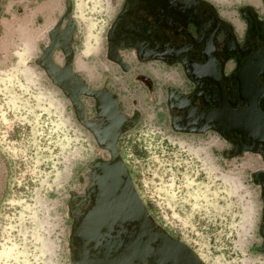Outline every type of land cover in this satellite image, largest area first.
Segmentation results:
<instances>
[{"label": "rangeland", "instance_id": "rangeland-1", "mask_svg": "<svg viewBox=\"0 0 264 264\" xmlns=\"http://www.w3.org/2000/svg\"><path fill=\"white\" fill-rule=\"evenodd\" d=\"M40 1L0 0V264H70L89 163L109 158L36 62L49 31L59 34L67 17L73 71L87 87H119L121 108L137 113L116 148L153 221L205 264H264L262 201L252 179L258 156L223 155L227 143L212 131L176 132L157 85L123 81L126 73L105 56L106 29L121 0H48L46 30L41 16L24 19ZM51 57L63 63L58 47ZM80 100L87 119L92 100Z\"/></svg>", "mask_w": 264, "mask_h": 264}, {"label": "flooded vegetation", "instance_id": "flooded-vegetation-1", "mask_svg": "<svg viewBox=\"0 0 264 264\" xmlns=\"http://www.w3.org/2000/svg\"><path fill=\"white\" fill-rule=\"evenodd\" d=\"M259 2L258 6L237 5L236 24L221 17L206 0H121L106 29L105 56L123 73L131 69L127 56L141 64L159 61L180 66L186 88L165 87L169 125L176 132H214L227 143L221 151L223 155L250 152L258 156L259 166L252 179L259 186V230L264 234V134H249L239 127L243 122L239 117L245 121L254 118L264 124V0ZM133 79L149 89L153 86L146 73L138 72ZM84 86L100 91L96 96H88L93 113L87 119L95 126L102 119L96 100L109 105L112 95L115 96L117 113L121 114L115 118L125 120H116L109 130L119 131L117 146L123 123L127 127L135 112L127 114L121 109L116 91L107 83L92 88L84 81ZM141 264L148 262L143 259Z\"/></svg>", "mask_w": 264, "mask_h": 264}, {"label": "water", "instance_id": "water-1", "mask_svg": "<svg viewBox=\"0 0 264 264\" xmlns=\"http://www.w3.org/2000/svg\"><path fill=\"white\" fill-rule=\"evenodd\" d=\"M66 6L69 8L68 1ZM71 28V18L67 17L59 34L56 32L57 27L51 29L48 33L49 44L42 48L43 52L36 62L69 99L77 121L92 133L99 146L108 151L109 158L96 157L89 163L86 204L73 217L69 235L70 264H141L143 259L148 264H205L189 247L171 238L153 221L135 190L129 171L116 148L119 131L109 132L118 120L115 117L121 116L117 113L115 96L112 95L109 105L96 98V109L102 118L98 126L89 123L84 117L80 94L96 96L100 91L86 88L80 75L73 71ZM57 46L64 56L61 67L51 57ZM104 99L108 100L107 96ZM123 119L118 122H125ZM136 120L137 113L127 123L132 125ZM127 127L123 123L122 130ZM261 236L264 242V234Z\"/></svg>", "mask_w": 264, "mask_h": 264}, {"label": "crops", "instance_id": "crops-1", "mask_svg": "<svg viewBox=\"0 0 264 264\" xmlns=\"http://www.w3.org/2000/svg\"><path fill=\"white\" fill-rule=\"evenodd\" d=\"M210 4L214 6L216 11L221 17H225L233 21L234 23L238 24V18L235 16V7L239 4H251L254 6H258L260 4L259 0H206ZM53 5L49 3L48 0H41L39 4H37L33 10L29 11V13L24 17L25 20L31 21L36 16H41V19L45 21L46 24H44L43 29H48L51 23H47L49 20V15L52 11ZM42 25V24H41ZM58 29V28H57ZM126 60H128L131 63V69L126 73V77L121 76L125 81L133 80V77L136 73L142 72L149 75L153 81L152 85H157L158 88L155 92L161 97H163V94L165 95V87L166 85H172L174 87L179 88L180 90H184L186 88V79L185 76L182 74L180 66L177 64L167 66L159 61H151L148 63H139L136 62L135 59L132 56L125 57ZM73 68V67H72ZM74 70V69H73ZM75 71V70H74ZM92 78V77H91ZM91 80V79H90ZM92 80H95L93 77ZM121 81V84L123 86L124 82ZM117 85V84H116ZM121 86V87H122ZM153 87V86H152ZM116 87H113L112 89L116 91L118 98L120 100V107L121 105V98L119 97L117 89H114ZM125 113V109L121 108Z\"/></svg>", "mask_w": 264, "mask_h": 264}, {"label": "bare ground", "instance_id": "bare-ground-1", "mask_svg": "<svg viewBox=\"0 0 264 264\" xmlns=\"http://www.w3.org/2000/svg\"><path fill=\"white\" fill-rule=\"evenodd\" d=\"M239 118L241 121H243L242 123L239 124L240 129H244L249 134H253V135L254 134L256 135L264 134V124L261 123L262 121L255 120L254 118H247L245 121V119H242L241 117ZM230 119H233V118H230Z\"/></svg>", "mask_w": 264, "mask_h": 264}]
</instances>
